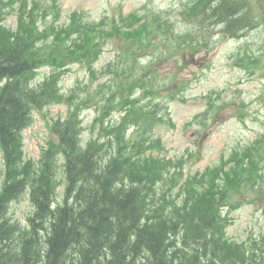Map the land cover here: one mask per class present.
Returning <instances> with one entry per match:
<instances>
[{"label": "rangeland", "instance_id": "rangeland-1", "mask_svg": "<svg viewBox=\"0 0 264 264\" xmlns=\"http://www.w3.org/2000/svg\"><path fill=\"white\" fill-rule=\"evenodd\" d=\"M195 2L0 0V23L12 30L10 36L36 21L35 49L59 39L86 56L65 62L68 49L52 56L38 53L43 60L30 85L45 86L53 78L60 97L31 108L17 169L39 166L44 149L59 142L52 126L70 114L79 121L82 147L91 139L104 143V131L117 125L118 141L150 142L146 157L164 169V177L154 176L151 187L168 207L183 203L184 191H194L190 186L230 191L221 208L224 245L239 251L248 264H264V0H246L253 28L235 38L213 21L194 23L197 9L193 19L189 9ZM32 9L34 15L17 25L18 17ZM71 35L91 44L78 37L71 44ZM144 105L158 119L133 118ZM60 151L52 158L58 165L55 206L66 199ZM3 179L0 152V191ZM33 211L28 191L5 207L4 217L17 226L15 235L2 239L11 252L15 249L9 246L21 242L19 232L27 231Z\"/></svg>", "mask_w": 264, "mask_h": 264}, {"label": "trees", "instance_id": "trees-1", "mask_svg": "<svg viewBox=\"0 0 264 264\" xmlns=\"http://www.w3.org/2000/svg\"><path fill=\"white\" fill-rule=\"evenodd\" d=\"M195 8L198 19L194 23L213 21L225 36L238 37L250 26L246 0H196L189 9L190 19ZM31 15L33 9L24 11L17 25ZM11 31L0 23V152L5 166L0 191V264L12 258L13 264H248L239 251L224 245L221 208L230 191H210L205 185L199 191L190 186L194 191H184L183 203L168 207L166 198L151 187L154 176L164 177V169L157 159L146 157L150 142L118 141L117 125L104 131V143L91 139L82 148L79 121L70 114L52 127L59 140L55 149H44L39 166L19 172L20 134L30 122L31 108L56 103L60 97L53 78L40 89L30 85L43 60L38 53L52 56L68 49L65 62L86 56L59 39L35 49L39 35H31L37 33L36 21L23 33L10 36ZM50 34L53 38L54 32ZM76 37L70 36L71 44ZM52 60L59 63L55 56ZM136 115L155 117L156 112L144 105L141 111L135 109L133 118ZM59 151L64 158L66 199L56 207L58 165L52 158ZM27 187L34 212L27 231L19 232L21 242L9 246L15 249L13 253L2 242L17 233V226L3 219L5 207Z\"/></svg>", "mask_w": 264, "mask_h": 264}, {"label": "bare ground", "instance_id": "bare-ground-1", "mask_svg": "<svg viewBox=\"0 0 264 264\" xmlns=\"http://www.w3.org/2000/svg\"><path fill=\"white\" fill-rule=\"evenodd\" d=\"M12 232V231H11ZM24 236V235H23ZM121 246V245H120ZM119 247V246H118Z\"/></svg>", "mask_w": 264, "mask_h": 264}]
</instances>
